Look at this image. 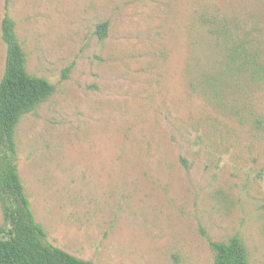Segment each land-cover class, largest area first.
Segmentation results:
<instances>
[{"label": "rangeland", "instance_id": "374dc122", "mask_svg": "<svg viewBox=\"0 0 264 264\" xmlns=\"http://www.w3.org/2000/svg\"><path fill=\"white\" fill-rule=\"evenodd\" d=\"M5 7L55 87L15 133L48 243L92 264H213L208 240L238 234L264 264V85L213 104L187 82L200 16L264 44V0H0V22ZM4 59L0 37V78Z\"/></svg>", "mask_w": 264, "mask_h": 264}, {"label": "trees", "instance_id": "16d2710c", "mask_svg": "<svg viewBox=\"0 0 264 264\" xmlns=\"http://www.w3.org/2000/svg\"><path fill=\"white\" fill-rule=\"evenodd\" d=\"M5 12L0 37L5 46L0 78V264H92L47 242L43 226L30 208L18 171L15 133L21 118L31 114L54 93L44 77L27 71V54L16 32L14 20ZM207 42L201 55H194L187 67L191 91L200 92L215 104L234 91L260 89L264 85V44L261 30L236 17L200 16ZM108 22H99L95 33L106 36ZM264 131L262 118L256 119ZM213 264H249L246 244L238 234L226 240H208Z\"/></svg>", "mask_w": 264, "mask_h": 264}]
</instances>
